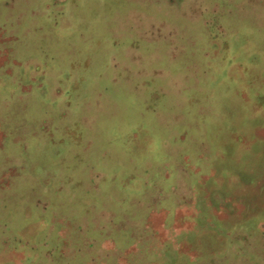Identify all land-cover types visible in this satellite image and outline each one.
Returning <instances> with one entry per match:
<instances>
[{
	"label": "rangeland",
	"instance_id": "rangeland-1",
	"mask_svg": "<svg viewBox=\"0 0 264 264\" xmlns=\"http://www.w3.org/2000/svg\"><path fill=\"white\" fill-rule=\"evenodd\" d=\"M0 264H264V0H0Z\"/></svg>",
	"mask_w": 264,
	"mask_h": 264
},
{
	"label": "trees",
	"instance_id": "trees-1",
	"mask_svg": "<svg viewBox=\"0 0 264 264\" xmlns=\"http://www.w3.org/2000/svg\"><path fill=\"white\" fill-rule=\"evenodd\" d=\"M145 6H147L146 5V3L145 4H143L140 8H144ZM35 189V185L34 184H31V183H29V186L24 190V193H25V191L27 190V191H29L28 189ZM18 192H19V190H18ZM23 192H21V193H19V194H17V195H12L13 197L15 196L16 198H15V200L16 199H18L19 198V196H21V194H22ZM6 198H8V197H6V196H4V199H6ZM16 236H13V234L9 231H6V243H8V244H13V245H15V244H18V243H15L16 241H22V239H21V237L19 236V234L18 233H16L15 234ZM14 238H16V239H14Z\"/></svg>",
	"mask_w": 264,
	"mask_h": 264
}]
</instances>
